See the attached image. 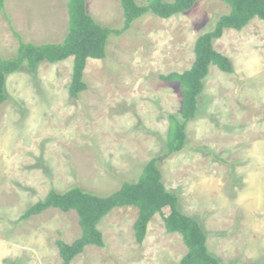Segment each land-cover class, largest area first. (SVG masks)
I'll use <instances>...</instances> for the list:
<instances>
[{
    "label": "rangeland",
    "instance_id": "374dc122",
    "mask_svg": "<svg viewBox=\"0 0 264 264\" xmlns=\"http://www.w3.org/2000/svg\"><path fill=\"white\" fill-rule=\"evenodd\" d=\"M86 2L98 23L123 28L121 0ZM68 3L5 0L0 55L16 56L14 32L26 43H62ZM230 12L220 0H201L167 20L135 21L110 37L106 59L89 60L88 89L78 99L69 91L73 57L43 62L35 73L23 65L7 76L8 100L0 107V264H62L57 241L81 237L77 212L52 208L21 220L23 214L51 190L78 186L109 195L167 152L169 117L181 113L182 88L160 76L189 70L197 39ZM214 47L235 71L211 66L196 116L186 125L185 148L159 167L181 212L207 231L212 254L224 264H264V22L226 29ZM138 214L135 207L114 209L99 224L106 248L88 246L71 264H179L189 251L182 236L167 232L156 214L140 245Z\"/></svg>",
    "mask_w": 264,
    "mask_h": 264
},
{
    "label": "trees",
    "instance_id": "16d2710c",
    "mask_svg": "<svg viewBox=\"0 0 264 264\" xmlns=\"http://www.w3.org/2000/svg\"><path fill=\"white\" fill-rule=\"evenodd\" d=\"M200 1L148 0L146 4L140 5L136 0H121L124 26L119 30L98 23L89 13L86 0H69V33L62 43L43 45L26 43L14 32L20 40L16 56L5 59L0 55V107L8 100L5 92L8 75L17 72L23 65L31 73H35L43 62L56 64L71 57L74 65L69 91L74 99H78L80 94L88 89L84 82V74L89 60L107 58V47L112 35L121 36L135 21L146 15L167 20L188 13ZM220 1L227 4L231 12L221 16L211 32L197 39L192 67L182 73L174 72L160 76L163 82H177L182 88L181 113L179 116L169 117L167 152L163 156L151 159L136 182L124 181L119 190L109 195L90 193L78 186L64 193L51 190L44 200L34 204L21 217V220H27L52 208L64 213L77 212L82 235L71 244L63 240L57 241L62 264H71L88 246L106 248L99 224L114 209L125 207H135L139 210L134 223V234L138 244L144 243L151 220L159 214L167 232L180 234L188 247L187 255L179 264H224L209 251L208 233L203 225L197 219L181 212L179 196L167 190L159 167V162L163 158H169L185 148L186 125L196 116L198 98L204 89L203 81L208 76L211 66H216L229 74L235 71L231 59L215 49L214 41L222 38L226 29L241 31L255 18L264 22V0ZM0 10L5 15V0H0Z\"/></svg>",
    "mask_w": 264,
    "mask_h": 264
},
{
    "label": "crops",
    "instance_id": "0c3cea01",
    "mask_svg": "<svg viewBox=\"0 0 264 264\" xmlns=\"http://www.w3.org/2000/svg\"><path fill=\"white\" fill-rule=\"evenodd\" d=\"M97 247V246H96ZM100 248V247H99Z\"/></svg>",
    "mask_w": 264,
    "mask_h": 264
}]
</instances>
